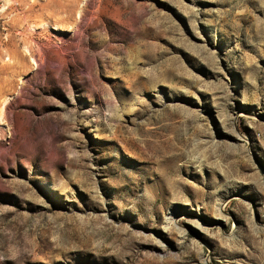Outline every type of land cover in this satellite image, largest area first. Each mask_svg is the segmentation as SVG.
Returning <instances> with one entry per match:
<instances>
[{"label":"rangeland","instance_id":"374dc122","mask_svg":"<svg viewBox=\"0 0 264 264\" xmlns=\"http://www.w3.org/2000/svg\"><path fill=\"white\" fill-rule=\"evenodd\" d=\"M0 264H264V0H0Z\"/></svg>","mask_w":264,"mask_h":264},{"label":"bare ground","instance_id":"6f19581e","mask_svg":"<svg viewBox=\"0 0 264 264\" xmlns=\"http://www.w3.org/2000/svg\"><path fill=\"white\" fill-rule=\"evenodd\" d=\"M173 215V214H172ZM173 221V218H172V216L170 215V217L167 219V223L168 222H172Z\"/></svg>","mask_w":264,"mask_h":264}]
</instances>
